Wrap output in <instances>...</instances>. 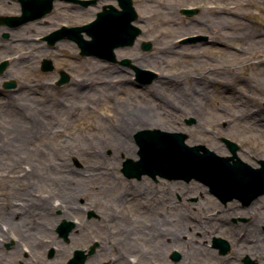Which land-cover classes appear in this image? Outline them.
I'll return each instance as SVG.
<instances>
[{
    "label": "rangeland",
    "instance_id": "obj_1",
    "mask_svg": "<svg viewBox=\"0 0 264 264\" xmlns=\"http://www.w3.org/2000/svg\"><path fill=\"white\" fill-rule=\"evenodd\" d=\"M70 3L57 0L48 15L20 26L0 24V63L8 62L0 72V225L12 213L14 221L24 215L32 226L45 220L44 242H61L65 257L85 242H100L119 264L137 260L131 256L138 251L133 244L152 250L148 254L155 258L156 250L175 248L183 256L177 264H245L246 257L264 264V194L248 203L223 202L194 178H127L122 163L138 158L134 135L148 127L127 125L132 155L114 151L110 133L122 117L146 113L170 126L166 130L186 133L188 144H204L220 155L231 154L221 140L227 137L239 145L242 160L259 166L264 159V43L259 46L258 34L264 0H133L142 32L121 52L116 48L115 62L82 55L73 40L47 46L43 36L49 32L62 24L88 23L104 4L117 2ZM188 7L197 11L183 13ZM20 13L18 0H0V15ZM145 41L151 49L143 48ZM44 58L52 60V70H42ZM125 58L130 65L119 62ZM140 64L156 73L151 82L136 79L132 65ZM61 70L70 79L57 84ZM196 72L218 84L206 88ZM77 79L84 80L80 90L73 86ZM7 81L15 85L6 87ZM45 201L62 208L48 209ZM70 207L77 211L58 218ZM46 210L50 217L40 220ZM63 220L75 223L68 241L56 229ZM173 230L182 244L172 239ZM232 230L243 244L233 240ZM214 236L229 242L226 254L212 246ZM16 239L0 236V264H18L31 249ZM9 242L17 247L6 246ZM193 243L201 248L193 252Z\"/></svg>",
    "mask_w": 264,
    "mask_h": 264
},
{
    "label": "water",
    "instance_id": "obj_2",
    "mask_svg": "<svg viewBox=\"0 0 264 264\" xmlns=\"http://www.w3.org/2000/svg\"><path fill=\"white\" fill-rule=\"evenodd\" d=\"M21 14L0 15V24L10 27L20 26L28 21L40 18L49 13L54 7V0H19ZM79 3L84 7L96 4L98 0H68ZM118 6L105 4L98 11L96 17L83 25L67 26L50 32L45 36L50 44L68 38L77 42L82 55H94L105 60L116 61L115 48L123 45H131L142 32L141 28L134 24L138 18V12L133 0H118ZM196 8H182L186 14H194ZM90 38H85L83 33ZM197 37H188L185 41H194ZM150 41H145L143 48L151 49ZM7 60L0 63L2 72ZM122 64L130 65L129 59H122ZM135 76L140 82H151L156 76L152 70L132 65ZM41 68L49 71L54 68L52 60L45 58L41 62ZM70 79V74L61 70L57 84H62ZM15 85L14 81L5 82L6 87ZM193 119L188 120V122ZM138 144V158L131 157L122 163V173L131 178H141L143 175L157 179L158 176L167 179H184L189 181L197 179L209 187V191L223 202L237 198L244 203L264 194V159H259V166L254 167L242 160L237 150L239 145L227 138L221 140L229 148L231 155L224 156L211 150L204 144L190 145L186 142L187 134L181 131H168L160 128H147L137 131L134 135ZM75 226L73 221L63 220L57 231L66 241L69 233ZM214 247L219 248L221 254L230 250L229 242L222 237L214 236ZM73 259L70 260V263ZM245 264H250V259L245 258Z\"/></svg>",
    "mask_w": 264,
    "mask_h": 264
},
{
    "label": "bare ground",
    "instance_id": "obj_3",
    "mask_svg": "<svg viewBox=\"0 0 264 264\" xmlns=\"http://www.w3.org/2000/svg\"><path fill=\"white\" fill-rule=\"evenodd\" d=\"M248 3L252 4L250 1H246L244 4L247 5ZM258 35H259L258 44H259V46H261L262 45L261 43H264V27H263V30H259V34ZM124 49H125V47H121V49L118 48L117 50L119 52H121V50H124ZM262 52H264V49L260 51V53H262ZM191 55H195V52L192 53ZM140 66H143V64H140ZM187 76H190L191 80H194L195 77H196L197 80H202V79L205 78V81L204 82H205V87L206 88L208 86H211V85H214V84H218V81L216 79H211V80L208 79L206 77L207 76L206 73L196 72V74L194 75L195 77H193L192 74H188ZM169 78H171V77H169ZM166 79L165 78H162L163 81L164 80L167 81ZM83 81H84L83 79H80V80L77 79V81L75 83H73V86L76 87V88H78V90H80L82 88V86H83ZM225 85L228 87V88H225L226 90H230L231 89V87H230L231 85L229 83H225L223 85V87ZM247 100H248V97H247ZM249 114L251 115L252 113H249ZM135 115L136 114H134L133 116L129 115L128 117H122V123L116 124V126L113 125V128H111L110 133L113 136L111 138L112 139L111 140V142H112L111 143V146L113 147V150L114 151H118V152H122L123 151L127 155L128 154L129 155H132V154H130V151L133 148H132L131 143L127 139V136L129 134V132H127L128 131L127 125H129L130 122L135 123L136 125H138L136 127H139L140 126V127L156 128L154 126H157V128H160L162 130L170 129V128H168L170 126H168L167 124L166 125H162V123L161 124L156 123V122H158V120H154V118H151L152 116L150 117L148 114L146 115V113H143L140 116H138V115L135 116ZM239 117L240 116H238V115H235L234 116L235 119H238ZM159 118H156L155 117V119H159ZM229 120H231V116H230V119ZM254 121H258V119L256 117H254ZM165 122H167V121H165ZM254 124H258V122H254ZM131 158L136 159L137 157L131 156ZM47 203L48 202L45 201V204H46V206H48V209H51V208L53 209V208L56 207L55 205H57V204H53V203H51V204L49 203V205H48ZM57 206H59V207L62 208V205L61 204H58ZM76 208H78V205L76 206ZM76 208L75 207H70V208H66V209L63 208L62 209V213H61L60 216H58V218H61L63 216H69V217H71L72 212H76L77 211ZM43 214L44 215H43L42 218H40V220L41 219H45V218L48 219L50 217V215H51V212H49L48 210H46ZM13 215L14 214L12 213L11 216H13ZM11 216L8 215L7 217H5V221H3V224L4 225H0V236H6V237L7 236L8 237L9 236H13L14 237V235H15V236H17L16 242H27V243L29 242V245L31 244V247L33 249H37L40 245H44L43 243H40L38 245L37 242H44V240L49 235L48 232H46V228H44V225H43L44 222H45V220L42 221L37 226L36 225L32 226L31 223L28 222V219L26 217H24V215L21 216L19 218V220H17V221H14ZM251 224L255 225V218H253V220L251 221ZM228 232L232 236L233 240L236 241V242H238V244L241 245L245 241V240H243V237H240L239 236V233H235L233 230L231 232L230 231H228ZM169 233L172 234V239H176V243H179V242L181 244L183 243V242L179 241V239H177L178 238V236H177L178 231L177 230H173V231H171ZM213 238H212V240H213ZM13 243L14 242H11V245ZM157 244H159V243H157ZM15 245L13 244L11 246V248L12 247H15ZM163 245H166V242H162V244L161 243L159 244V246H163ZM199 245L200 244H194V243L192 244L193 252L197 248L198 249L201 248V246H199ZM16 247H17V245H16ZM131 247H136V246L135 245H131ZM245 249L246 250L243 249L242 251H243V253L246 254L247 250H249V249H248L247 246L245 247ZM222 255H224V254H222ZM192 258H195V259L197 258L198 259V255H196V253H194V255H193ZM23 261H24V259H22V262ZM119 262H120V260L117 259L116 263L119 264ZM121 264H125V263H122L121 262Z\"/></svg>",
    "mask_w": 264,
    "mask_h": 264
},
{
    "label": "flooded vegetation",
    "instance_id": "obj_4",
    "mask_svg": "<svg viewBox=\"0 0 264 264\" xmlns=\"http://www.w3.org/2000/svg\"><path fill=\"white\" fill-rule=\"evenodd\" d=\"M67 2L70 3L69 1ZM71 3L76 4L75 2ZM74 7H76V5H74ZM45 42L47 46L55 47L59 41L52 46L49 45L47 41ZM37 243L38 245L40 243H43L44 245H40L37 249H33L32 247L30 250L26 249L22 254L24 264H117V258L109 253L110 248L105 245L101 246L100 242H85L84 247L75 248L72 250L70 254L71 256L68 255V257H65V254L63 253L64 247L61 242ZM10 246L11 242L9 247ZM134 249H137L138 251L133 252L131 256H134L137 260H134L135 262L132 263L130 262V264H148V261H150L149 264H177L183 257L181 252L175 248H172L170 251L164 249L161 253L156 250V258L153 257L152 254H148L149 251H152L150 249L145 250L140 246H136ZM139 252L141 254L137 255ZM60 253L63 254V256H61ZM70 259H73L71 263L69 262ZM21 262L22 261L19 260L18 264H21Z\"/></svg>",
    "mask_w": 264,
    "mask_h": 264
}]
</instances>
